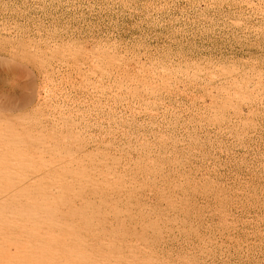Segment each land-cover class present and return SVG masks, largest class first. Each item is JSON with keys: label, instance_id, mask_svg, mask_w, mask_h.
<instances>
[{"label": "rangeland", "instance_id": "obj_1", "mask_svg": "<svg viewBox=\"0 0 264 264\" xmlns=\"http://www.w3.org/2000/svg\"><path fill=\"white\" fill-rule=\"evenodd\" d=\"M0 57V264H264V0H0Z\"/></svg>", "mask_w": 264, "mask_h": 264}, {"label": "bare ground", "instance_id": "obj_2", "mask_svg": "<svg viewBox=\"0 0 264 264\" xmlns=\"http://www.w3.org/2000/svg\"><path fill=\"white\" fill-rule=\"evenodd\" d=\"M12 61H10V59H8V58H1L0 57V67H5L6 68V69L4 68L5 70H0V101H2L3 104L5 103V104H7L8 106H11V107L12 106L16 107L17 105L26 106L31 101H33V99L36 97L35 96L36 95V93H35L36 90H35V87H34L35 84L31 85V86L30 85L28 86V83L25 82V81L24 82L27 85H25V83L24 84L19 83L20 80L19 81L16 80V76L14 74L15 71L13 73V67H14V63L13 62H15V61H13V62ZM11 63H13V65ZM15 63H17V62H15ZM20 69L22 70V68H20ZM20 71L17 70L16 72H18V74H20L19 73ZM32 81H34V80H32ZM2 102L0 104H2ZM22 106H20V107H22ZM6 107H7L6 105H5V107L3 106L4 109Z\"/></svg>", "mask_w": 264, "mask_h": 264}]
</instances>
